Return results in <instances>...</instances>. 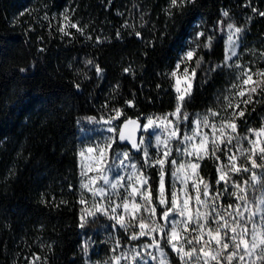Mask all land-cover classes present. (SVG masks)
<instances>
[{
    "label": "trees",
    "instance_id": "trees-1",
    "mask_svg": "<svg viewBox=\"0 0 264 264\" xmlns=\"http://www.w3.org/2000/svg\"><path fill=\"white\" fill-rule=\"evenodd\" d=\"M253 8L264 11V0H195L179 9H170V0H0V264H89L100 256L113 262L117 242L123 249L132 242L126 233L102 216L80 226L81 122L119 109L143 124L174 111L168 74L198 32L205 34L200 44L213 39L197 50L203 61L184 110L209 109L231 77L226 68L210 71L224 62L227 24L243 28L242 42L264 52V17ZM64 13L83 32L60 31ZM258 93L239 118L242 130L264 123V89ZM218 163L206 158L201 166L213 187ZM142 168L159 205L160 172ZM161 243L172 264H180Z\"/></svg>",
    "mask_w": 264,
    "mask_h": 264
},
{
    "label": "snow or ice",
    "instance_id": "snow-or-ice-1",
    "mask_svg": "<svg viewBox=\"0 0 264 264\" xmlns=\"http://www.w3.org/2000/svg\"><path fill=\"white\" fill-rule=\"evenodd\" d=\"M195 0H170V9L183 8L187 4L194 3ZM169 9V12H170ZM253 12L264 17V11H258L253 8ZM222 15L228 17L229 13L223 11ZM68 19V17H65ZM143 17H141V20ZM223 23V22H220ZM71 28H76L77 31L83 32V28L78 27L76 23H70L68 25ZM129 27V25H124ZM227 28L230 31L228 36V45L225 53V59L223 64L216 65L210 71H217L221 68L231 69L233 67L240 69L236 79L240 85H249L252 83V87L246 90H241L236 93L241 97L245 96L247 92V99L243 101L245 105L253 101L252 94H259L258 89L264 85V79L253 80V77L264 78V69H256L253 71L252 68L241 65L238 61H234L233 57L238 55L236 47H238L236 41L233 39L235 36L239 39L244 29L235 26L232 23L227 24ZM60 31H64L63 28ZM67 35V33H65ZM137 37L141 36L140 32L135 33ZM119 32H117V38H119ZM203 32H198L196 38L193 41L195 47H189L181 56L177 62L175 69L168 75L175 78L173 85L177 93V104L175 110L170 113H165L162 116H149L146 118V122L142 125L135 120L128 119L124 122L123 126L117 130L115 128H108L109 132H118L119 139L121 141L127 140L131 143L132 147L140 151V144L144 143L143 138L137 142L132 139L134 132L143 130L145 132L152 130L155 131L158 128H162L167 133L168 139H161L159 135L156 136L158 145H163L164 151L162 156L153 159L148 151L145 149L143 155L145 163L152 167L159 165L160 168V181L157 199L159 206H164V211L159 214L160 219L165 221L164 225L158 224L156 219L153 217L157 216V206L153 203L151 190L144 188L140 191L136 186L139 184L142 188L148 184V177L137 168L135 163L131 164L133 172L127 177V183H123L124 177L117 176L115 182L109 180L104 175L101 178L105 184H110L113 190L118 187L124 188L125 194L123 195L121 202L116 204L115 207L111 208V219L115 220L120 227L124 228L125 231L129 227H138V232H132L129 236L131 240H139L141 237L147 236L150 240V244L142 245L145 250V256L141 257L140 253H135L132 260L139 262L137 264H149V259L157 261V256L153 252L147 251L148 249L154 248L159 252L158 264H172L169 260L168 253L165 251L161 240L164 241L170 248L171 251L176 253L180 264H233L235 260L237 264H264V171L257 173L254 171L257 168L264 169V123L260 128H249L247 129L248 134H238V124L236 122L237 117H244L245 111H232L226 117H220L219 123L210 120L211 117H218L220 113L216 110L209 109V113L201 116L197 114L196 118L192 120L191 134L187 132L181 134L180 124L189 120V114L183 111V105L186 101V97L191 95L190 89L191 83H187L186 87L181 90L180 84L181 79L177 76V72L180 66L185 61H192L195 59V67L191 69V76H195L196 68L201 66L203 61L202 56H197V50L201 47L210 48L212 44V37H206L203 44L199 43L200 37L204 36ZM91 39V37H89ZM99 43V39L97 40ZM42 50V49H41ZM261 57H264V52L260 53ZM232 61V63H229ZM88 64H92L91 60L87 61ZM97 74H100L103 69L97 64L95 65ZM21 71H24L21 69ZM131 68H125L124 72L129 73ZM185 77L189 74V68L185 67ZM78 87V86H77ZM233 89L238 87L237 84L231 86ZM224 99L229 101L225 108H233L229 97L225 96ZM129 106H132V101H126ZM240 105L237 103L235 109H239ZM115 117L118 118L122 115L119 109H114ZM174 117L175 120L169 119ZM105 121L106 123H110ZM129 125L133 127L128 128ZM208 128L210 129V135L208 132L203 134L200 133L199 129ZM128 129L126 132L125 130ZM199 136V142L197 144H186L185 142H191L196 140ZM170 139H176L178 143L184 144L183 154L190 159L187 164L181 162L178 164L176 170L172 173L174 177L180 180L182 186L186 187L188 180L192 179V188L196 192L195 205H192L190 201L193 199L191 195L185 192L184 199L181 201L178 192L172 191L170 200L165 196V178H164V167L168 162V157L172 153V149L168 146ZM236 141L233 144V141ZM219 141V144H217ZM114 142V141H113ZM243 142L247 143V147L244 146ZM209 144L211 147H209ZM223 145V148L221 147ZM231 146V147H230ZM112 144L108 143L104 148L97 146L95 149L89 147L88 153L93 151L97 152L100 158V162L103 163L105 152L111 149ZM233 149L235 150L233 152ZM177 152H181L180 148L176 149ZM222 152L226 155L227 163L221 161V157L217 153ZM235 152H239L244 157L245 163H238L240 157L235 155ZM232 153V154H228ZM85 153L81 152L83 156ZM259 157V163L257 158ZM211 158L219 163L217 164L216 171L218 173V179L216 184L219 185L222 181L226 185L223 189L224 192H229L227 185H231L232 191L229 195L236 198V203L218 204L217 201L221 199V192L219 189L216 190L215 195H210L211 185L207 183L204 177L199 175L198 170L201 167V161L205 158ZM129 153H123V159L119 161L121 165L124 164L125 160H129ZM171 164L177 165L176 159L170 161ZM250 164L249 168L247 165ZM111 166H108L110 170ZM186 169H190L189 174ZM98 172L101 171L100 167L96 169ZM178 173H184L183 177H179ZM230 173H250L248 178H245L242 182H237L231 178ZM135 178V179H134ZM249 180L252 182L249 184ZM203 184L201 190L200 185ZM82 187H89L88 185H81ZM257 186L259 188V195L256 194ZM251 187L253 194L248 195V188ZM130 189V191H129ZM183 190V188L181 189ZM201 191L203 199L201 198ZM115 195H119L118 192H114ZM139 194L140 199L144 201L143 204L136 201V195ZM106 196L104 188H97L93 192V196ZM211 201V203H209ZM111 202V201H110ZM81 204L86 203L82 198ZM123 209L124 214H117V209ZM96 211L104 214L106 209H102L99 204L95 205ZM143 213H147L146 218ZM139 214V215H138ZM88 215H94V213H88ZM125 215H127L134 223H126ZM86 216H81V227H84ZM215 225V227H213ZM153 233H158L160 239H157ZM116 247H120L117 242ZM115 251V249H113ZM247 257V261L246 258ZM38 260L39 257H36ZM115 264H120V260L127 259V254H121L112 258ZM107 264V262H106Z\"/></svg>",
    "mask_w": 264,
    "mask_h": 264
},
{
    "label": "rangeland",
    "instance_id": "rangeland-1",
    "mask_svg": "<svg viewBox=\"0 0 264 264\" xmlns=\"http://www.w3.org/2000/svg\"><path fill=\"white\" fill-rule=\"evenodd\" d=\"M65 17H68L66 15V13H64L63 15H61V21H62V27L63 29L67 28L68 25L71 23L69 17L68 19H65ZM230 31L228 28L226 30V50H227V45H228V36L230 34ZM233 39L236 41L238 47H236V51L238 53V55L236 57H233L234 61H238L241 65L245 66V67H249L252 68L253 71H255L256 69H264V66L261 65L262 62V57L260 55V53L256 52L255 49L253 47H248L246 46L242 40H241V35L239 37V39H237L235 36L233 37ZM194 40H189L188 43H186V45L184 46V48L182 49V51L180 52V58L182 56V54L189 48V47H195V44H193ZM180 58L178 59V61L180 60ZM177 61V62H178ZM229 63H232V61H230ZM177 64V63H176ZM188 67L189 68V74L187 77H185L184 75V68ZM175 69V68H174ZM191 69H192V65H191V61H185L184 63L181 64L180 69L177 72V76L180 77L181 79V84H180V88L181 90H183L187 83H191L192 87L190 89V92L192 93L193 88H194V84H195V79L197 74H195V76H191ZM227 69V68H226ZM230 70V75L231 77L227 80V84L225 85L224 89L220 92L219 95H217L214 98V102L212 104V106L209 109H213L216 110L220 113V116L218 117H210V120L216 123H219L220 117H226L228 116L232 111H240V110H244L245 107L247 105H245L243 103L244 100L247 99V92L245 94V96L241 97L239 95H236V93L238 91L241 90H246L249 89L250 87H252V83L250 82L249 85H240L239 81H237L236 77L240 72V69H237L235 67L229 69ZM260 79H264L261 77H253V80H260ZM174 83H175V78H174ZM237 84L238 87L236 89H233L231 86L233 84ZM262 89H264V85H262L261 87ZM259 88V89H261ZM258 89V90H259ZM254 95V94H252ZM227 96L229 97L230 102L233 105V108H225V105L229 102L226 101L224 99V97ZM189 98V96L186 97V100ZM239 103L240 108L239 109H235V105ZM249 104V103H248ZM209 109H205V110H201L198 112H195L194 114H189V120L181 123L180 124V128H181V134L187 132L188 134H191V129H192V120H194L197 116V114H200L201 116L208 114L209 113ZM183 111L184 110V105H183ZM173 112V111H172ZM170 113V112H169ZM157 116H162V115H157ZM115 117V113H108L105 115H102V117L100 118H89V119H85L81 122V129H80V148H79V154H78V162H79V167H80V175H81V185H88L89 187H82V191L86 194L85 196V201L86 203H84L85 206V212L84 215L86 217H97V216H102L104 218H106L107 220H109L112 224L113 227L115 229H122L126 235L129 237L130 234L132 232H138L139 228L138 227H129L127 229V231H125L124 228L120 227L119 224L116 223L115 220L111 219V215H114L111 213V208L115 207L116 204H119L121 202V199L123 197V195L125 194V190L124 188L118 187L116 190H113L110 186V184H105L104 180L101 178L102 176L106 175L109 180H111L112 182H115V178L117 176H121L124 177V181L123 183H127V177L133 172V169L131 168V164L135 163L137 165V168H139L141 171L144 172V174L148 177V184L143 186V188L137 184L136 186L138 187V189H140V191H143L144 188H148L150 189V177L149 174L147 173L146 170H144L142 168V166L144 165L146 168H150L152 166H150L149 164L145 163V158L143 155V151L146 149L149 153V155L155 159L156 157H160L162 156V153L164 151L163 145H158L157 140H156V136L159 135L161 137V139H168V135L166 132H164V130L162 128H158L155 131L149 130L147 132L142 130L141 133V138H143L144 143L140 144V151H137V149L133 148L132 146H130L129 148L125 145H122L119 143L118 141V132H109L108 128L112 127L115 128L117 130H119L122 126V124L119 122L121 119L124 118V120H128L130 118L128 117H124L123 115L119 116L118 118H114ZM155 117V116H153ZM239 118H236V122L238 124V134H248L247 133V129H240V123H239ZM169 119L175 120L174 117H169ZM110 123H106L105 121H109ZM146 122V119L144 120V123ZM200 133L203 134L205 132H208L209 135L210 133V129L208 128H201L199 129ZM246 131V132H244ZM140 138V139H141ZM114 141V142H113ZM139 142V141H138ZM199 142V136L196 138V140L191 141V142H185L186 144H197ZM108 143L112 144L111 149L107 150L105 152V156H104V160L103 163L100 162V158L97 155L96 151H93L92 153H88L87 149L89 147L92 148H96L97 146H99L100 148H104ZM236 141H233V144H235ZM120 144V145H118ZM217 144H219V141H217ZM244 146L247 147V143L243 142ZM168 146L172 149V153L171 155L168 157V162H166L165 167H164V178H165V196L170 200L171 197V193L172 191H177L178 192V196L180 198V200L182 201L184 199V195L185 192H187L189 195H191L193 197V199L190 201V203L192 205H195V196H196V192L195 190H193L192 188V179L190 178L188 180V184L186 187L182 186L180 183V180L177 179V177H174L172 175V173L176 170L177 166L179 163L183 162L185 164L188 163V161L190 159H194V157H189L187 155L183 154V148H184V144L178 143L176 139H170ZM209 147H211V145L209 144ZM221 147L223 148V145H221ZM231 147V146H230ZM180 148L181 152H177L176 149ZM235 150L233 149V152ZM81 152H84L85 154L83 156L80 155ZM129 153L130 159L129 160H125L124 164L121 165L119 163V161L121 159H123V153ZM228 154H232V153H228ZM235 155L240 157V159L237 161L238 163H245V159L243 156L240 155L239 152H235ZM208 157H205L204 159H206ZM257 162L259 163V157L257 156ZM172 159H176L177 161V165H173L170 163V161ZM204 159L200 162L201 166H202V162L204 161ZM221 161H223L224 163H227L226 158L223 160V158L221 157ZM111 166L110 170H108V166ZM249 168L251 167L250 164L247 165ZM97 167H100L101 171H97ZM157 167V169L160 172V168L159 165L155 166ZM186 171L190 174L191 170L190 169H186ZM254 171H256L257 173L264 171V169L262 168H257ZM199 175L203 177V175L201 174V167L198 170ZM179 177H183L184 173H178L177 174ZM231 178L233 180H236L238 183L242 182L245 178H248L250 176V173H230ZM135 179V178H134ZM205 181L207 183H209L206 178L204 177ZM252 182L249 180V184H251ZM226 185L224 184V182L222 181L219 185H216L215 187L211 186V192L210 195H215L216 190L219 189L221 192V199L217 201L218 204H227V203H236V198L232 197L229 195V192L232 191L231 185H227L229 192H224L223 189ZM104 188L105 192H106V196L105 197H101L99 195H96L95 197L93 196V192L97 189V188ZM183 188V190H181ZM201 190L203 189V184L200 185ZM130 191V189H129ZM114 192H118L119 195H115ZM253 194V190L251 187L248 188V195L251 196ZM257 195H259V188L257 186ZM152 195V193H151ZM136 201L140 202L141 204L144 203V201H142L140 199L139 194L136 195ZM201 198L203 199V195H202V191H201ZM153 199V196H152ZM111 201V202H110ZM153 203H155L154 199H153ZM209 203H211V201H209ZM99 204L101 206L102 209H106V212L104 214H102L101 212H97L95 205ZM159 204V202H158ZM164 211V206H157V216L153 217V219H156L158 224L164 225L165 221H163L162 219H160L159 214L162 213ZM88 213H94V215H88ZM117 214H124L123 213V209L118 208L117 209ZM139 215V214H138ZM143 215L147 218L148 214L147 213H143ZM125 222L126 223H134L133 221L130 220V218L125 215ZM213 227H215V225H213ZM154 236H156L157 239H160V236L158 235V233H153ZM132 242L126 243V246L124 247V249L120 246L117 248V250L119 251L117 256H120L121 254H127V259H122L120 260V264H137V262H139V257L137 258V262H134L132 260L133 255H135V253H140L141 257L145 256V250L142 248V245L144 244H150L151 240L145 236V237H141L139 240H130ZM162 241V240H161ZM147 251L153 252V254H155L157 256V261H152L151 259H149V264H158V260H159V252L156 251L154 248L152 249H148ZM176 254V253H175ZM247 261V257L245 258ZM115 264V262H108L106 258H103L102 256H100L99 258L96 259H92L91 262H89V264ZM142 264V262H141ZM233 264H237V262L234 260ZM257 264H259V262H257Z\"/></svg>",
    "mask_w": 264,
    "mask_h": 264
},
{
    "label": "water",
    "instance_id": "water-1",
    "mask_svg": "<svg viewBox=\"0 0 264 264\" xmlns=\"http://www.w3.org/2000/svg\"><path fill=\"white\" fill-rule=\"evenodd\" d=\"M131 120H135V121H137L139 124L142 125V122H141L140 120H138V119H131ZM122 126H123V125H122ZM122 126H121V127H122ZM132 127H133L132 125H129V126H128L129 129H131ZM125 131L127 132L128 129H126ZM141 133H142V130H138V131L134 132L133 135H132V139H133V140H136V141L138 142V141L140 140V138H141ZM118 141H119V143L122 144V145H125V146H132L131 143H129L127 140H125V141H121V140L119 139V136H118Z\"/></svg>",
    "mask_w": 264,
    "mask_h": 264
}]
</instances>
